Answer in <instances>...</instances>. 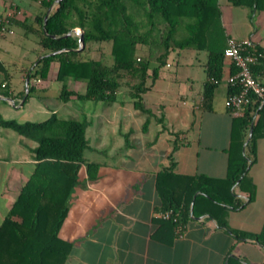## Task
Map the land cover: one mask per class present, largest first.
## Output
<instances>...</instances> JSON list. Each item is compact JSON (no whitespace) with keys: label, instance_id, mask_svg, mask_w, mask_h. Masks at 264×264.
<instances>
[{"label":"crops","instance_id":"obj_1","mask_svg":"<svg viewBox=\"0 0 264 264\" xmlns=\"http://www.w3.org/2000/svg\"><path fill=\"white\" fill-rule=\"evenodd\" d=\"M46 1L0 0V20L14 10L7 24L11 32L0 36V62L4 67L0 70V118L24 123L42 122L56 115L85 122V162L79 168L59 230V235L71 243L63 264H228L230 260V264H263L264 247L248 237L238 239L228 229L258 233L264 223V188L260 191V186L264 187V127L248 145L250 128L244 133L242 152L248 157V178L244 184L237 181L229 185L233 118L239 116L226 105L232 88L227 78L234 66L223 58L211 107L204 108L207 42L212 32L201 34L199 46H178L177 42L189 36V20L180 22L181 37H177V28L168 40L167 55L157 77L146 79L148 89L141 94L142 109L134 105L126 83L125 90L121 91V84L111 102L81 100L74 95L62 100L59 93L63 84L82 93L86 82L58 79L56 61L50 63L45 78H29L36 59L47 50L32 31L19 25L25 22L36 26V18L55 4L54 0L46 8ZM217 7L219 22L214 34L219 45L226 46L229 37L253 40L262 53L253 65L259 70L253 74L264 82V0L240 5L217 0ZM12 17L14 21H10ZM147 24L150 32L157 30L155 20L149 18ZM15 27L22 28L16 37ZM136 46L138 57L150 58L151 74L164 50L153 54L150 41L145 39ZM179 49L194 51L181 66ZM170 51L175 53L172 59ZM53 90L56 92L51 94ZM48 98L57 104L48 107ZM70 112L76 117H69ZM36 146L35 138L0 124V222L35 168ZM163 168L177 176L167 184L175 189V197L188 215L183 222L179 220L184 225L181 237L175 223L161 215L165 210L156 178ZM192 175L210 179V194L217 195L215 201L200 191L190 200L185 176ZM222 219L225 225L220 224Z\"/></svg>","mask_w":264,"mask_h":264},{"label":"trees","instance_id":"obj_2","mask_svg":"<svg viewBox=\"0 0 264 264\" xmlns=\"http://www.w3.org/2000/svg\"><path fill=\"white\" fill-rule=\"evenodd\" d=\"M53 1L44 2L46 8H49ZM136 1L143 6L149 18L160 19L167 26L162 40L164 52L156 58L157 64L152 66L151 74H148L151 67L150 58L138 57L136 52L138 41L144 40L147 31L143 34L137 33L139 24L127 14L123 0H60L49 13L45 24L46 12L36 18V26H30L25 22L19 23L26 30L32 31L40 46L47 50L46 54L36 59L29 78H45L50 63L56 61L59 64L58 79L72 78L86 82L82 93L63 84L59 93L60 99L67 100L74 95L81 100L105 102L115 99L121 80L125 79L130 88V95L135 99L134 105L142 109L141 94L148 89L146 79L150 77L153 81L157 77L158 68L164 63L167 55L168 40L182 20H189L186 24L189 36L177 42L178 46L185 44L199 46L203 41L201 34L205 30L212 32L207 42L208 80L205 81L202 92V105L204 108H210L225 57L223 53L225 46L219 45V38L214 34L219 22L217 0ZM229 1L234 5L258 2V0ZM10 21H14L13 17ZM75 27L82 30L84 44L111 42L112 64H105L96 58H82L80 55L85 50L84 47L79 51L75 50L79 45V36L76 34L62 36ZM52 35L59 37L54 38ZM233 68L232 73L235 72V67ZM255 68L252 66L254 74L258 69ZM0 70H4L1 62ZM211 78L212 80H209ZM235 90L229 88L230 92ZM0 124L38 141V146L34 149L35 168L0 222V264H63L70 252L71 243L59 235V230L69 209L70 194L77 182L79 168L85 162L83 157L87 146L85 122L59 119L52 115L42 122L18 123L0 118ZM263 127L264 104L259 105L258 100L247 105L241 115L233 118L227 176L229 185L237 181L244 184L246 181L248 157L242 152L244 133L250 128L246 143L248 145ZM172 176L175 174L169 168H163L157 173L156 186L164 210H171L177 215L178 220L181 219L183 222L188 216L187 212L181 209L175 197V189L167 184V180ZM185 178L188 180L185 192H188L190 200L197 191H200L215 201L217 195L210 194V179L207 176L192 175ZM248 191L251 198L252 187ZM219 222L225 225V220ZM228 230L238 239L248 237L264 247V223L258 233Z\"/></svg>","mask_w":264,"mask_h":264},{"label":"built area","instance_id":"obj_3","mask_svg":"<svg viewBox=\"0 0 264 264\" xmlns=\"http://www.w3.org/2000/svg\"><path fill=\"white\" fill-rule=\"evenodd\" d=\"M14 10H9L4 18H1L0 36L10 33L7 24ZM224 56L228 58L235 72L227 78L233 89L226 97V105L234 115H240L244 108L258 100L259 105L264 104V82L256 78L252 72V66L258 62L262 53L258 50L256 43L249 39H236L229 37L223 50ZM162 217L171 219L175 223L177 236L183 235L184 225L179 223L177 215L171 210L161 213Z\"/></svg>","mask_w":264,"mask_h":264},{"label":"rangeland","instance_id":"obj_4","mask_svg":"<svg viewBox=\"0 0 264 264\" xmlns=\"http://www.w3.org/2000/svg\"><path fill=\"white\" fill-rule=\"evenodd\" d=\"M21 1H22V3H24V1H26V0H21ZM123 2L127 8V10H126L127 14L139 24V30L137 31V33L143 34L147 31V34L144 37V39L150 41V43L153 47L152 53L157 54L159 52H162L164 50V45H163L162 40H163V37L165 35L164 32L166 31V28H167L166 24L164 22H162L160 19L155 18L153 20L156 21L157 30H153L152 32H150V29L148 28V24H147L149 17L147 15V12L143 8V6L139 2H137L136 0H123ZM181 30L182 29H180L177 32L178 38L181 37L180 36V34L182 33ZM21 32H22L21 27H15L14 36L15 37L18 36V34H20ZM76 35H78V34H76ZM27 42L29 45H32L30 41H27ZM138 43H139V41H138ZM83 47L85 50L80 55L82 58H96V59L101 60L105 64H112L113 55L111 53V42H109V41L88 42V43L84 44ZM179 51H181V55L179 58V66H181L184 64L185 60H188L192 56V54H193L192 52H194V51L193 50L190 51V49H179ZM203 54L204 53L201 52V55H203ZM174 55H175L174 51H170L169 52V59H172V57ZM121 84L123 85L121 87V91H124L125 90V87H124L125 79L121 80ZM55 92L56 91L53 90L50 93L53 94ZM47 104H48V107H53L57 104V102H56V100H53L52 98H48ZM68 116L71 118L76 117L71 112ZM245 178L247 180L248 175ZM260 187H262L260 189V191H262L264 188L263 185H261Z\"/></svg>","mask_w":264,"mask_h":264},{"label":"water","instance_id":"obj_5","mask_svg":"<svg viewBox=\"0 0 264 264\" xmlns=\"http://www.w3.org/2000/svg\"><path fill=\"white\" fill-rule=\"evenodd\" d=\"M60 0H55V4L54 5H56L58 2H59ZM53 7V6H52ZM52 7H50L49 9H48V11H47V13H46V15L44 16V24H45V22H46V19H47V17H48V15H49V13L51 12V10H52ZM72 34H78V47L75 49V50H81L82 49V47H83V45H84V43H83V38H82V30H80L79 28H72L71 30H69L68 32H66L65 34H63L62 36H70V35H72ZM52 37H54V38H57V37H59L58 35H52ZM25 92L27 93L28 92V77L26 78V90H25Z\"/></svg>","mask_w":264,"mask_h":264}]
</instances>
